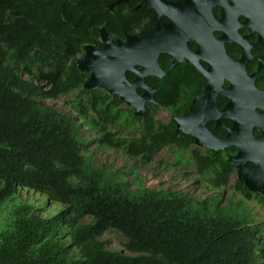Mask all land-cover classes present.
<instances>
[{"label":"trees","instance_id":"1","mask_svg":"<svg viewBox=\"0 0 264 264\" xmlns=\"http://www.w3.org/2000/svg\"><path fill=\"white\" fill-rule=\"evenodd\" d=\"M131 1L111 10L116 0H0V204L26 188L67 206L51 217L27 206L14 239L0 249V264H264L263 239L238 212L242 203L224 207L221 196L134 192L87 150L79 120L101 133L97 143L120 146L109 128L126 112L118 96L84 87L88 74L78 56L89 44L103 45V27L119 37L150 23L148 8ZM159 61L170 68L168 55ZM147 82L157 90L158 105L148 104L144 116L128 108L134 123L142 122V135L126 145L127 153L148 160L163 146L191 150L210 186H228L234 165L225 155L196 148L174 121L156 118L160 106L175 114L189 108L198 92L197 70L182 63ZM76 89L78 119L46 102ZM235 190L251 198L242 182ZM87 217L93 220L83 223ZM110 229L129 239L125 250L134 255L107 247L100 237Z\"/></svg>","mask_w":264,"mask_h":264},{"label":"flooded vegetation","instance_id":"2","mask_svg":"<svg viewBox=\"0 0 264 264\" xmlns=\"http://www.w3.org/2000/svg\"><path fill=\"white\" fill-rule=\"evenodd\" d=\"M158 1H163L167 4V9L160 15L151 9L150 4L146 3L145 0L137 2V8L146 6L150 11V18L148 19L150 23L147 24L148 22H145L143 27L137 31L126 32L124 36L118 37L111 35L104 27L101 29H106L114 39V43L118 44L120 40L127 41L128 36L136 35L145 30L154 31L159 24H171V16L174 10L177 12L173 5L180 4L181 7H184V10H182L184 20L194 21L198 25L199 30H209V35L202 36L199 41L193 39L187 41L188 49L192 53L199 54L198 61L203 71L196 68L193 63L188 62L186 59L179 62V64H191L197 70L198 92L192 96L189 108L181 114H175L171 108L161 106L159 108L170 110L173 113L170 122H175L174 116L187 114L194 103V99L202 96L206 92V87H208L212 92L211 98L215 106V113H211L212 115L208 117L205 126L216 138H230L231 145L218 150L201 147L196 143V139L192 135L178 133L175 122L176 131L179 135L192 136L195 139L194 146L196 148L225 155L234 165L230 178V183L234 179V190L235 185L238 182H242L250 191L251 198L246 197L245 194L239 191L235 190V192L247 199L264 201V189L256 191L247 187L245 181H242L239 177L241 170L239 163L233 159L242 151L249 178L255 181H264V159H261L264 155V0ZM116 2L110 5L111 10L123 3L130 5L132 1L126 0L120 4H116ZM100 42L103 44L101 47H97L94 44L89 45H93L98 50L104 49L105 42L103 41L102 32ZM86 47L83 54L78 56V60L86 55ZM163 54L170 57V68L165 70L161 66L163 70L168 71L172 66V56L168 53ZM135 68L138 69L139 66H135ZM81 71H85L88 74L87 81H89L92 73L86 69ZM126 78L128 81H134L137 75L134 71L128 70ZM147 78L145 82L153 86L147 82ZM92 89L105 90L110 94L104 88ZM138 92L142 94L144 90L138 88ZM110 95L113 97L118 96ZM118 97L121 99L120 96ZM123 103L127 102L123 101ZM148 104L157 106L158 101L156 104ZM122 105L119 108H122ZM131 109L133 108L131 107ZM205 115L207 116V112ZM257 170L259 171L255 173Z\"/></svg>","mask_w":264,"mask_h":264},{"label":"rangeland","instance_id":"3","mask_svg":"<svg viewBox=\"0 0 264 264\" xmlns=\"http://www.w3.org/2000/svg\"><path fill=\"white\" fill-rule=\"evenodd\" d=\"M36 72V69H33ZM81 89L61 96L56 100H46L48 104L61 112H66L78 119L77 105ZM126 114L117 125L109 128L110 132L116 133V143L120 146L97 143L101 137L93 124L79 123L83 127V135L88 143L87 150L93 153L94 160L99 168H107L111 172H117L121 182L129 183L134 192L142 193L145 189L166 190L171 192H183L194 199H211L222 197V205L228 203H242L238 210L240 215L248 217L255 224L259 236L264 242V201L247 199L234 190L233 181L223 188L212 187L200 176L197 165L193 160L192 151H181L176 146H163L156 151L152 159L134 157L127 153L126 145L142 135V122H135L129 113L127 103L122 105ZM131 108V107H130ZM173 113L165 108L156 110V118L164 123L170 122ZM126 119L129 121L126 122ZM139 176V178H138ZM27 206L41 209V215L51 217L67 208L66 205L52 202L46 195L36 193L26 188L0 204V249L9 241H12L18 231V221ZM93 219L87 217L83 223H90ZM66 230L63 231V235ZM112 250L125 251V245L129 239L119 230L110 229L100 237ZM67 243L70 240H66ZM262 245V244H261ZM72 255L79 257V251L72 250ZM134 255V254H133ZM262 260V259H261ZM264 262V260H262Z\"/></svg>","mask_w":264,"mask_h":264},{"label":"water","instance_id":"4","mask_svg":"<svg viewBox=\"0 0 264 264\" xmlns=\"http://www.w3.org/2000/svg\"><path fill=\"white\" fill-rule=\"evenodd\" d=\"M123 1L126 0H118L116 4ZM145 2L149 3L150 8L155 10L158 15L167 9V4L163 1L145 0ZM173 7L177 12L174 10L171 16V24H159L154 31L145 30L136 35L128 36L127 41L120 40L118 44L114 43V39L106 29H101L105 48L98 50L93 45H88L86 55L77 61L81 70L86 69L92 73L85 87L87 89H107L110 94L118 95L123 101H126L134 109L136 115L144 116L147 103H157L156 89L145 82L148 76L162 78L185 59L203 71L198 61L199 54L192 53L188 49L187 41L189 39L199 41L202 36L209 35V30H199L194 21L184 20L182 15L184 7H181L180 4H175ZM163 53L172 56V66L168 71L163 70L159 63V57ZM135 66H139V68L136 69ZM128 70L136 73V80H127L126 72ZM138 88H142L144 92L140 94ZM211 94V90L206 87V92L194 99L190 111L185 115H175L174 120L177 124L178 133L192 135L201 147L218 150L231 145L232 142L230 138H216L205 126L208 117L212 115L211 113H215ZM206 112L207 116L205 115ZM233 159L239 163L241 168L239 177L245 181L247 187L262 191L264 181L257 180V182L249 178L242 151ZM261 159H264V155Z\"/></svg>","mask_w":264,"mask_h":264}]
</instances>
